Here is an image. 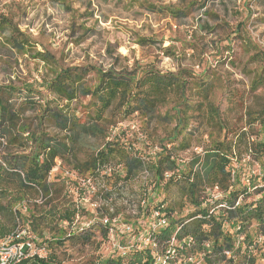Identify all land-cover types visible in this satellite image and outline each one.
<instances>
[{
	"label": "trees",
	"instance_id": "obj_1",
	"mask_svg": "<svg viewBox=\"0 0 264 264\" xmlns=\"http://www.w3.org/2000/svg\"><path fill=\"white\" fill-rule=\"evenodd\" d=\"M56 2L72 14L73 29L84 32L73 41L80 45L92 29L76 25L70 2ZM257 2L264 8V0ZM194 5L184 0L179 7L148 3L146 8L183 20ZM14 6L0 10V51L10 57L27 55L43 70L33 82L0 83V220L8 212L14 221L12 230L0 225V238L16 229L17 214L48 250L46 258L22 264H63L71 250L90 244L87 236L71 229L81 207L67 196L70 179L61 174L50 181L58 166L76 176L77 181H71L75 186L89 181L95 194L102 195L95 218L102 225L106 221L103 239L122 214L134 231L140 219L157 216L158 226L148 238L151 245L94 256L84 264H156V254L164 256L165 264H257L264 250V95H257L264 91V53L256 51L250 60L256 66L248 93L254 94L258 109L247 107L232 124L213 98L227 90L233 92L230 101L235 104L236 90L208 67L201 73L181 66L177 73H162L137 63L119 71L90 63L65 66L64 53L57 57L39 50L20 29L11 11ZM215 28L209 23L200 27ZM172 48L165 50L169 56L176 54ZM181 49L193 55L199 45L184 41ZM135 118L141 122L140 137L125 131L111 137L112 129ZM195 147L202 151H193L188 161L180 159L181 152ZM255 166L257 172L251 170ZM137 183L139 190L133 194ZM12 194L18 195L13 201ZM27 195L43 199L40 204L34 201L30 212ZM124 196L133 199L135 217L125 212ZM5 199L6 206L1 203ZM22 203L27 213L15 214ZM45 233L52 234L49 240Z\"/></svg>",
	"mask_w": 264,
	"mask_h": 264
},
{
	"label": "rangeland",
	"instance_id": "obj_2",
	"mask_svg": "<svg viewBox=\"0 0 264 264\" xmlns=\"http://www.w3.org/2000/svg\"><path fill=\"white\" fill-rule=\"evenodd\" d=\"M66 1L70 2L76 11V25L84 23L88 29H92L86 33L87 36L80 45L73 41L83 38L84 32L78 27L73 29L72 14L60 7L56 0H0V10L17 5V8L11 7V11L20 29L39 44V50L45 48L57 57L64 53L65 66H83L90 63L99 69L108 70L114 67L119 71L126 65L137 63L153 65L155 70L162 73H177L180 66L201 73L208 67L210 73L216 74L224 85L236 90L235 104L230 101L233 92L230 94L227 90L217 91L213 98L230 123H237L247 107L258 109L254 94L248 93L252 78L250 72L256 66L250 61L251 57L256 51L264 53V8L257 0H209L204 9H200L199 5L206 0H186L192 1L195 5L190 17L183 20L170 19L148 11L146 5L149 3L157 7H179L183 5L184 0ZM208 23L211 29L216 27V30L200 29ZM140 39L150 42L140 44ZM184 41L198 44V51L192 55V52L182 50L181 44ZM249 43L256 45L259 50L250 49ZM170 45L174 46L172 51L176 53V58L166 54L165 50ZM1 55H5L6 58H1ZM42 71V67L27 55L10 57L4 51H0V83L8 84L9 79L14 81L28 79L33 82L40 79ZM258 94L264 95V91L259 90ZM140 125L141 122L137 118L124 122L119 128L111 130V137L120 131H125L129 136L136 134L140 137ZM193 126L197 127L196 124ZM193 151L201 152L202 149L195 147L188 152H181L180 159L188 161ZM64 170V167L55 168L50 181H55L56 176L61 174L64 179H70L68 182L70 191L67 196L81 207L71 229L74 233L82 234V237L87 236L90 244L84 250L77 247L71 250L65 256L63 264H84L94 256L107 257L129 251L133 246H144L152 231L158 226L156 215L149 219H140L138 221L140 228L134 231L131 229L132 226L125 223L127 220L122 214L112 222L109 237L103 239L101 229L106 222L103 220L102 225L101 220L95 218L97 215L95 209L101 205L102 195L95 194L97 189L92 188L89 181H79L80 185L75 186L71 181H77L76 176ZM251 170L257 172L258 167H252ZM250 173L247 170L244 176L248 177ZM139 185V183L134 185L133 194L139 190ZM17 196L12 194V201ZM26 197L25 200L30 201L29 212L34 201L40 204L43 200L40 196ZM124 200L127 202L125 212L135 217L136 205L133 199L124 196ZM1 203L6 206L8 200L5 199ZM6 213L0 220V225L12 230L13 218ZM65 228L66 232L70 231L68 226ZM51 235L45 233L44 238L49 240ZM263 255L264 250L259 253L257 264H264Z\"/></svg>",
	"mask_w": 264,
	"mask_h": 264
},
{
	"label": "built area",
	"instance_id": "obj_3",
	"mask_svg": "<svg viewBox=\"0 0 264 264\" xmlns=\"http://www.w3.org/2000/svg\"><path fill=\"white\" fill-rule=\"evenodd\" d=\"M27 204L22 203L14 208L17 211L27 213ZM16 229L10 234L0 238V264H22L33 257L46 258L47 247L41 245L36 236L25 227L21 218L16 214ZM106 222V221H105ZM144 245H151L150 239ZM170 251L168 250L167 253ZM156 264H165L163 255L156 254Z\"/></svg>",
	"mask_w": 264,
	"mask_h": 264
}]
</instances>
